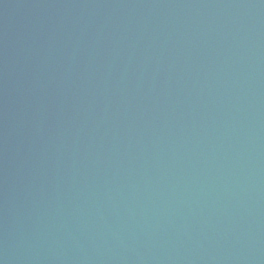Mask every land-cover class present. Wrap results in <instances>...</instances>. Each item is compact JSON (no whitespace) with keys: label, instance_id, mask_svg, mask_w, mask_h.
<instances>
[{"label":"water","instance_id":"obj_1","mask_svg":"<svg viewBox=\"0 0 264 264\" xmlns=\"http://www.w3.org/2000/svg\"><path fill=\"white\" fill-rule=\"evenodd\" d=\"M0 264H264V0H0Z\"/></svg>","mask_w":264,"mask_h":264}]
</instances>
